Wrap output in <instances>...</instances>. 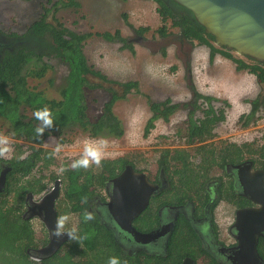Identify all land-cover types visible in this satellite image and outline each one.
Returning <instances> with one entry per match:
<instances>
[{"label":"trees","instance_id":"obj_1","mask_svg":"<svg viewBox=\"0 0 264 264\" xmlns=\"http://www.w3.org/2000/svg\"><path fill=\"white\" fill-rule=\"evenodd\" d=\"M152 1L157 4V12L164 24L158 30L161 37H167L170 29H177L186 39L196 40L199 45L208 47L211 60L216 54H220L234 62L237 70H248L260 84H264V64L246 63L233 57L225 49L217 48L214 45V38L206 34L205 29L197 23L193 14L172 0ZM63 5L80 8L77 0H67ZM48 13L49 11L29 26L24 34H11L10 36L15 40L10 42L6 49L4 48L5 51L3 50L0 54V130L6 128L5 132L15 141V155L6 163L11 168L6 191L11 195L14 203L9 211L3 212L0 207L2 243L0 254L3 256L0 264H108L110 257L119 258L121 264H178L185 253L190 251V242L196 245L197 237L191 228L185 232L183 227L178 225L172 239L173 243H176L170 245L168 257L150 255L140 257L130 256L124 252L113 233L101 224L96 213L91 212L94 214L92 221H84L85 211L90 212L97 203L106 200L103 193H100L105 191L106 183L120 174L127 164L137 167L133 157L104 159L100 168L93 166L87 170H73L66 165L67 171L63 172L60 178L63 196L58 204L59 216L68 214L77 219L80 236L87 237L82 243L69 240L57 253L38 261L28 252V249L38 246L32 242L30 227L15 221L9 223L8 228L5 227V219L9 214L14 216V212L23 205L27 194L33 193L39 196L47 189L46 177L37 176L34 172L40 163L43 164L42 168H49L55 161L53 151L44 147L46 140L53 134H62L66 128L73 125L80 126L85 132H89L91 137L122 138L125 135V129L121 120L114 114V107L119 100L138 87L135 82L122 83L110 80L94 66L89 65L84 53V42L90 34L77 33L48 22ZM147 30L142 28L136 32L143 34ZM98 36L107 41L120 42L125 47H131L119 32L114 34L106 32ZM44 59H58L69 68L67 85L62 89L59 100L46 98L44 92L39 91L29 81V79L44 78L49 69V65L43 63ZM20 61H24L27 68L20 70ZM92 78L111 85L109 89L111 97L104 104L102 114L95 120H91L87 114V92L98 87L91 80ZM114 87L122 89L123 94L116 92ZM203 98L209 103L213 100L209 97ZM263 98L255 100L251 113L241 117V121L246 119L245 127L257 122L256 114L260 106H264ZM45 106L52 112L55 127L46 130L42 137H38L35 128L40 122L35 119L33 113ZM177 108L178 105H170V100L163 103L150 102V109L154 115L146 126L145 135L147 136L154 128L156 120L163 118L169 121ZM28 112H32V115H28ZM208 113L210 116L205 120H197L193 118V115L190 116L186 122V129H183L184 133L178 130L180 136L185 134L183 136L187 138L188 146L195 147L194 155L199 159L198 162L196 161L197 164L191 161L192 156L185 148L165 151L160 156L159 160L164 165L169 182L175 190L174 194H170L168 198L171 202L180 200L179 196L189 198L195 186L202 179L207 178L210 168L224 167L229 163L249 159L264 169V143L256 146L255 143L238 145L222 141L214 142L215 128L225 121V117L223 114L218 117L211 103ZM22 141L28 144L25 150H23ZM25 154L27 155L23 158ZM1 162L2 159H0V165ZM173 164H177L178 167L171 172ZM85 197L87 203H82ZM180 239L183 240L181 247L178 242Z\"/></svg>","mask_w":264,"mask_h":264},{"label":"rangeland","instance_id":"obj_2","mask_svg":"<svg viewBox=\"0 0 264 264\" xmlns=\"http://www.w3.org/2000/svg\"><path fill=\"white\" fill-rule=\"evenodd\" d=\"M77 1L80 8L65 7L63 3L67 0H0V34L22 35L29 26L49 11L48 22L77 33L90 34L84 42V53L89 65L94 66L110 80L137 83V89L119 100L114 107V114L121 120L125 135L120 139L102 136L109 141L104 159L133 157L140 170L147 171L153 176L157 170V161L163 152L185 148L192 156L191 161L197 164L196 161L199 159L194 155L195 147L188 146V140L183 136L185 134H181L182 136L178 134L179 129L181 133L186 129L187 109L179 107L169 121L156 120L154 128L147 136L145 135L146 126L154 115L150 109V102L163 103L169 99L172 103L181 105L189 100L190 89L187 85L190 73L191 83L197 92L216 99L215 106L225 111L226 119L217 126L214 142L238 145L255 143L256 146L264 143V107L259 109L257 122L249 127H243V120H240V117L250 112V101L260 99L262 95L264 97V89L262 86L259 87L254 75L236 72L234 62L220 54H216L211 60L210 49L206 46L196 45L187 55L186 49L179 47L176 39L163 40L158 30L164 24L157 12L158 6L152 0ZM168 27L170 29V25ZM142 28L148 30L143 34L138 33L142 40H136L133 31ZM168 31L171 35H179L177 29ZM106 32L112 34L119 32L130 42L131 47L98 36ZM230 53L237 59L252 63L245 57ZM186 57H190L187 69L184 60ZM44 60L43 63L49 65L44 78L29 81L39 91H43L46 98L59 100L62 89L67 85L69 68L58 59ZM19 68L24 70L27 64L20 61ZM91 80L98 87L87 92V114L91 120H95L102 114L104 104L111 97L109 92L111 85L94 78ZM114 88L120 95L123 94L122 89ZM202 103L199 104L200 109L196 116H201L205 108ZM28 115H32V112H28ZM5 131L6 128H3L0 134L10 136ZM90 138L101 137H91L89 132H85L78 125H73L66 128L62 134H53L46 140L44 147L47 150L54 151L57 144L63 146L62 151L54 155L55 161L49 168H42L43 164L40 163L34 171L35 175L46 177L49 191L62 176L58 169L61 166H69L73 160L78 159L83 150V142ZM12 147L15 149L13 143ZM13 155L14 151L9 158L2 159H11ZM177 167V164H173L172 171L177 170ZM207 173L212 176L218 175L214 168H210ZM62 196L61 183L59 200ZM58 204L59 202L56 203L57 209ZM216 219L221 231H225L229 221L224 203L217 208ZM73 225L77 227V219L70 216L68 227ZM42 236L38 234V239ZM2 257L0 254V260H3Z\"/></svg>","mask_w":264,"mask_h":264},{"label":"flooded vegetation","instance_id":"obj_3","mask_svg":"<svg viewBox=\"0 0 264 264\" xmlns=\"http://www.w3.org/2000/svg\"><path fill=\"white\" fill-rule=\"evenodd\" d=\"M133 34L135 37H137L136 40H142V37H139L136 31H133ZM178 34V36L169 34L165 38L162 37V39H176L175 41L177 45L181 48H185L187 55L194 46L199 45L196 40H188L183 35H181L180 32H178ZM10 35L11 34H0V54L3 53L4 48L6 49V46L10 42L15 40ZM128 45H130V42H128ZM184 60L185 67L187 69L189 68V65L187 63L190 60V57H186ZM253 62L254 61H252V63ZM235 71L249 73L248 70H237V65ZM190 72L191 71L189 69V73ZM188 77L189 80L187 87L190 89V99L184 101L181 105L174 104L170 101V105H178L177 110L179 109V107L187 109L188 121L190 116L192 115L194 119L205 120L208 116H210L208 112L210 110L211 103V107L216 110L217 116L220 117L223 114L226 119L225 111H223L222 109H218V107L215 106L214 102L216 99L198 93L195 89V86L191 83V73L188 74ZM257 83L259 87L262 86L264 89V84H260L258 81ZM200 95L202 97H200ZM203 97H209L213 100L209 103ZM262 98L263 95L260 97V100H262ZM168 100L169 99H167L165 102H167ZM200 100L203 103L200 102ZM254 101L255 100L250 101L251 108L248 114H250L253 109ZM201 103L203 104V106L205 105V108H203L201 116H196L195 114L200 109L199 104ZM261 107L264 106L261 105L260 108ZM177 110L171 116L176 114ZM221 110L223 112H221ZM160 119L164 120L163 118ZM245 120L246 119L243 120V127ZM221 123H219L218 125H220ZM250 125L251 123L247 127H249ZM217 126L215 128V132ZM21 144L25 147V149L26 147H28V144L25 141H22ZM26 155L27 154L23 155V158H25ZM11 159H2L0 165V179L3 172H5L6 174L5 186H3L2 190H0V207H2L3 212L9 211L10 206H12L14 203L12 201V197H10L11 195H9L6 191L8 189V175L11 171L10 166L6 163ZM128 165L131 164H127L126 166ZM131 166L134 168L133 165ZM156 167L157 170L155 171L153 176H151L147 171L140 170L137 167L134 168L136 172L145 173L148 176L150 182L158 187L157 190L152 194L147 209L133 222L134 228L142 234L156 233V235L153 236L149 241H138L133 235L122 230L120 226H118V224L115 222L109 211L107 204L110 200V194L113 190L112 181L120 174H118L113 179H110L106 183L105 191H102L103 196L106 198V200L97 203V206L90 209V212L96 213L97 217L100 219L101 224L104 225L107 230L113 233L114 238L116 239L120 247L130 256L144 257V255H150L155 257H168L170 255L168 251L170 245H174L176 243H173L172 239L175 235L176 228L180 224L185 232L187 230L189 231V229L191 228V230L196 235L197 240H195L196 245H193L192 242H190V251H188V253H185L184 257L178 264H183L186 260L190 262L188 264H192V262H194L195 264H239L237 261L238 259H242V257L240 256V251L238 249L239 243L237 240V230L235 227L237 213L241 210L256 207V204H254L248 197L245 196L241 179L249 173L258 170L264 171V169L262 167H259L257 163L249 159L239 160L235 163H229L224 165V167H213L218 171V175L212 176L211 174L207 173V178L202 179L195 186V188L191 191V196H189V198L179 196L180 200H172L171 202L168 198L170 197V194H174L175 190H173L174 188L171 186L169 177L164 170V165L160 162V160L157 161ZM48 191L49 190L47 189L46 192L43 193V196ZM41 195L37 197L33 193L27 194L24 198L23 205L17 212H14V216H10L11 214H9L7 219H5L6 228H8L9 223L13 221H15V223L22 222L23 225L26 224L30 227L33 239L32 242L34 244H37L38 246L28 249V252L32 255L33 259L38 261L42 260L43 258L50 257V253L44 255L42 253H39L38 251L47 247L54 237L47 230L46 225L43 222V218L45 216L44 211L37 207V205L35 204L43 197ZM58 202L59 199L57 203ZM221 203H224L226 207L227 218L229 221L227 229L225 231H221L220 225L218 224V221L216 219V210L221 205ZM33 221H35L34 224ZM43 232L46 234L45 238ZM38 234H41L43 236L38 239ZM183 239L185 240V238ZM43 241L46 242L44 243ZM67 241H69V239ZM182 241V239L178 240V242L180 243V247L182 246ZM64 244H62V246ZM257 249L259 258L256 259L259 260L251 261L249 262V264H264V235L260 237Z\"/></svg>","mask_w":264,"mask_h":264},{"label":"water","instance_id":"obj_4","mask_svg":"<svg viewBox=\"0 0 264 264\" xmlns=\"http://www.w3.org/2000/svg\"><path fill=\"white\" fill-rule=\"evenodd\" d=\"M189 10L207 35L214 38L217 48L234 52L256 63L264 64V0H172ZM252 164V163H251ZM6 174L2 173L0 190L5 186ZM245 196L256 207L237 213L238 249L242 259L239 264H249L259 259L258 242L264 235V171L258 170L241 179ZM61 180L35 204L44 211L43 222L52 234L58 212L56 203L60 197ZM113 190L107 204L109 211L120 228L138 241H149L155 234L138 232L133 222L148 207L152 194L157 190L145 173L136 172L128 165L113 179ZM161 233V232H160ZM68 240L52 238L50 244L39 253L50 256ZM49 256V255H48ZM185 261L183 264H188ZM192 264H195L192 262Z\"/></svg>","mask_w":264,"mask_h":264},{"label":"clouds","instance_id":"obj_5","mask_svg":"<svg viewBox=\"0 0 264 264\" xmlns=\"http://www.w3.org/2000/svg\"><path fill=\"white\" fill-rule=\"evenodd\" d=\"M33 116L39 125L35 128V133L38 137H42L46 130L53 129L55 127L51 110L45 106L42 109H37ZM62 145L57 144L52 155H58L62 151ZM109 148V141L107 138L101 137L99 139H86L83 142V150L78 159L72 161L69 167L73 170L89 169L93 166L100 168L102 161L104 160ZM14 151L12 147V140L10 136L0 134V158H9ZM67 169L61 166L58 169L59 173H63ZM82 203H87V198L82 199ZM94 219V214L88 211L84 213V221L89 222ZM70 216L68 214L57 217L52 235L57 239H62L67 236L69 240L82 243L87 237H81L79 230L76 226L68 227ZM108 264H121V261L117 257H110Z\"/></svg>","mask_w":264,"mask_h":264},{"label":"built area","instance_id":"obj_6","mask_svg":"<svg viewBox=\"0 0 264 264\" xmlns=\"http://www.w3.org/2000/svg\"><path fill=\"white\" fill-rule=\"evenodd\" d=\"M14 142H15V141H14V140H12V143H13V144H14ZM11 155H12V154H11Z\"/></svg>","mask_w":264,"mask_h":264}]
</instances>
